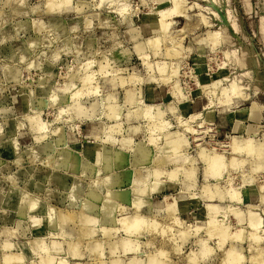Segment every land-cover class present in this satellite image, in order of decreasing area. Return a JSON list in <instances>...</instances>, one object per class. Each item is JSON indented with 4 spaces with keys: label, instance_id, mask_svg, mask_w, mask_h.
Listing matches in <instances>:
<instances>
[{
    "label": "rangeland",
    "instance_id": "rangeland-1",
    "mask_svg": "<svg viewBox=\"0 0 264 264\" xmlns=\"http://www.w3.org/2000/svg\"><path fill=\"white\" fill-rule=\"evenodd\" d=\"M183 1L0 0V264H264V0Z\"/></svg>",
    "mask_w": 264,
    "mask_h": 264
},
{
    "label": "bare ground",
    "instance_id": "bare-ground-1",
    "mask_svg": "<svg viewBox=\"0 0 264 264\" xmlns=\"http://www.w3.org/2000/svg\"><path fill=\"white\" fill-rule=\"evenodd\" d=\"M64 2H69L70 0H63ZM183 0H175V5H174V7H172V8H170V9H168V10H166V11H164V12H162V14H161V16H160V23L162 24V27L164 28V30H167V28L169 27V25H170V22L168 21V19H167V17L168 16H170V15H172L173 13H176L177 11L179 12V11H181V7H180V5L183 7V4H184V1H183V4H181V2H182ZM61 2H62V0H61ZM58 5V4H57ZM59 5H60V3H59ZM178 9H180V10H178ZM211 10V9H210ZM228 11V10H227ZM177 12V13H178ZM182 12H183V10H182ZM220 16V15H219ZM230 23V22H229ZM160 24V25H161ZM162 28V29H163ZM239 30V29H238ZM165 33H166V31H164ZM229 33V32H228ZM219 35V34H218ZM155 36H153V38H151L150 39V43L151 44H154V43H156V41L158 40L156 37L154 38ZM217 40V39H216ZM145 55H147V54H145ZM144 55V56H145ZM85 79V78H84ZM86 79H88V77H86ZM85 79V80H86ZM85 82V81H84ZM233 87H235V86H233ZM237 88V87H236ZM234 90H235V88H234ZM237 90V89H236ZM230 91V90H229ZM227 93H228V90H227ZM234 93V92H233ZM223 94V93H222ZM226 94V93H225ZM78 94L76 93V96H77ZM230 95V94H229ZM239 95V94H238ZM79 96H80V93H79ZM223 96V95H222ZM228 95L226 94V97H227ZM235 96V95H234ZM229 97V100H230V97H232V96H228ZM227 100H228V98H227ZM221 101V100H220ZM226 102V101H225ZM227 102H230V101H227ZM222 103V102H221ZM147 113V112H146ZM147 114H149V113H147ZM150 115V114H149ZM183 124V123H182ZM237 138V137H236ZM152 139V138H151ZM235 139V138H234ZM179 141V140H178ZM233 141H235V140H233ZM169 142V141H168ZM173 142V141H172ZM176 142H177V140H176ZM176 142H174V143H176ZM234 143V142H233ZM238 143H239V141H238ZM168 144V143H167ZM179 144V143H178ZM236 144V142L234 143V145ZM172 146H173V144H172ZM236 146H238V145H236ZM240 146V145H239ZM246 146V145H245ZM244 146V147H245ZM247 147V146H246ZM246 147H245V149H246ZM249 147V146H248ZM176 148H178V147H176ZM234 148V147H233ZM239 148V147H238ZM237 148V149H238ZM175 149V148H174ZM173 149V150H174ZM236 149V150H237ZM241 149H242V147H241ZM248 149V148H247ZM172 150V151H173ZM234 150V149H233ZM243 150V149H242ZM254 150V149H253ZM253 150H252V152H253ZM171 151V152H172ZM235 151V150H234ZM244 151V150H243ZM258 151V150H257ZM178 151H176V153H177ZM250 152V151H249ZM174 153V152H173ZM172 155V154H171ZM233 158H235V157H233ZM209 159H210V157H209ZM225 156H224V159H223V156L222 155H219V154H215L209 161V166H208V168H209V170L210 171H212V173H214V174H218V175H221V170H222V168H223V166H224V162H225ZM235 161H236V158H235ZM235 161H233V162H235ZM208 162V161H207ZM232 162V161H231ZM193 174V173H192ZM190 175V174H189ZM209 175V174H208ZM236 198V197H235ZM210 206V205H209ZM250 213H249V217H248V223H249V226H251V228L254 230V231H256V230H258L259 228H260V226L262 225V221H260V218H258V214H256L255 212H253V211H249ZM209 214V213H208ZM211 218V217H210ZM251 218H254V219H251ZM218 221L217 220H215L214 218H212V219H210V221H209V223H211V224H213V225H216V223H217ZM137 225V224H136ZM219 225V224H218ZM217 226V225H216ZM216 226H214V227H212L211 228V232L213 231V230H216V229H219V228H221V227H216ZM220 230V229H219ZM226 230V229H225ZM223 232V231H222ZM226 233V232H225ZM257 236V235H256ZM254 240V239H253ZM232 245V244H231ZM233 258V251L231 250L230 252H229V254H228V258H227V262H229L230 264H235V263H233V262H236L237 260H233L232 259ZM153 263H155V262H153ZM261 263V262H260ZM59 264H66V261L65 260H63V261H60V263Z\"/></svg>",
    "mask_w": 264,
    "mask_h": 264
}]
</instances>
